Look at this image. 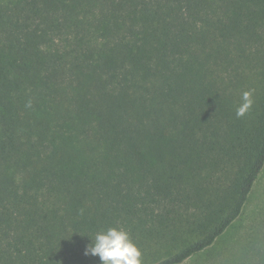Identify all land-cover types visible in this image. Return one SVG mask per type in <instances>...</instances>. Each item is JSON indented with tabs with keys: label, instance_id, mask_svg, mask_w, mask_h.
Segmentation results:
<instances>
[{
	"label": "trees",
	"instance_id": "1",
	"mask_svg": "<svg viewBox=\"0 0 264 264\" xmlns=\"http://www.w3.org/2000/svg\"><path fill=\"white\" fill-rule=\"evenodd\" d=\"M263 168L264 0H0V264H102L111 227L264 264V232L215 247Z\"/></svg>",
	"mask_w": 264,
	"mask_h": 264
},
{
	"label": "clouds",
	"instance_id": "2",
	"mask_svg": "<svg viewBox=\"0 0 264 264\" xmlns=\"http://www.w3.org/2000/svg\"><path fill=\"white\" fill-rule=\"evenodd\" d=\"M253 94L254 90L242 92L241 102L235 111L237 118L244 117L252 109L255 102ZM85 255L99 256L102 264H143L141 249L126 230L116 227L99 231L91 237Z\"/></svg>",
	"mask_w": 264,
	"mask_h": 264
},
{
	"label": "rangeland",
	"instance_id": "3",
	"mask_svg": "<svg viewBox=\"0 0 264 264\" xmlns=\"http://www.w3.org/2000/svg\"><path fill=\"white\" fill-rule=\"evenodd\" d=\"M263 232L264 168L254 184V187L249 195V199L241 216L221 237L215 247H230L236 255L239 254L242 243L248 241L250 243H253V249L256 250L258 248V245H260V242H262ZM203 257H205V254L195 256L185 261L183 264H197V262L203 259Z\"/></svg>",
	"mask_w": 264,
	"mask_h": 264
}]
</instances>
